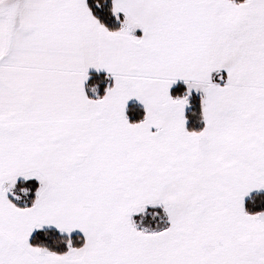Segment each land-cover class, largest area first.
I'll return each mask as SVG.
<instances>
[{"label":"snow or ice","instance_id":"6c2138e0","mask_svg":"<svg viewBox=\"0 0 264 264\" xmlns=\"http://www.w3.org/2000/svg\"><path fill=\"white\" fill-rule=\"evenodd\" d=\"M0 264H264V0H0Z\"/></svg>","mask_w":264,"mask_h":264},{"label":"crops","instance_id":"0c3cea01","mask_svg":"<svg viewBox=\"0 0 264 264\" xmlns=\"http://www.w3.org/2000/svg\"><path fill=\"white\" fill-rule=\"evenodd\" d=\"M137 34H139V31H137Z\"/></svg>","mask_w":264,"mask_h":264}]
</instances>
